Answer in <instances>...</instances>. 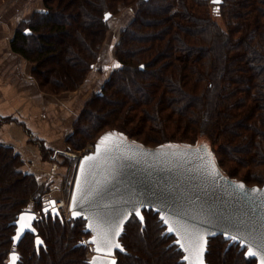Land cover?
Listing matches in <instances>:
<instances>
[{
    "label": "trees",
    "instance_id": "16d2710c",
    "mask_svg": "<svg viewBox=\"0 0 264 264\" xmlns=\"http://www.w3.org/2000/svg\"><path fill=\"white\" fill-rule=\"evenodd\" d=\"M53 1L44 0L49 8L37 11V16L29 20L28 26L16 30L11 47L35 63L32 74L40 87L48 81L50 86L44 89L58 93L63 89L76 88L75 84H65V80L79 83L85 77L81 70L86 73L93 65L94 60L90 61V58L103 46L106 36L104 16L113 10V4L117 1L127 5L133 0H87V5L81 3V7L78 2L77 11L73 9L70 14L72 17H62V2L58 0L56 7H53ZM138 2L137 16L123 30L117 44L119 71L114 73L118 78L115 75L111 78L112 81L117 79V82L103 87L92 100L93 108L98 111L105 108L103 102L97 99L107 96L108 90L111 94L121 93L124 100L132 104L133 99L142 94L145 102L149 101L152 105V113L141 109L147 118L152 114L151 119L159 126L161 121L164 124L171 115L175 117L179 114L182 118L173 122L181 126L178 127L180 131L183 128L185 137L189 136L186 140L153 138L156 143L152 145L166 141L203 140L210 143L223 168L217 147L241 152L243 158L237 160L243 166L264 162V0H223L220 4H212L211 12L206 14L199 9L207 7L212 0ZM105 6L107 9H103ZM83 14L94 16L96 21L95 24L89 22L88 29L80 19ZM98 21L102 23L101 26ZM146 27L150 29L147 42L139 45L143 38L141 30ZM67 49L71 52V58H78L81 69H75L77 73L73 71V64L63 60V52ZM48 55H55L60 81L44 69ZM118 82H121V86ZM124 82H129L133 87H122ZM113 128L130 136L135 135L128 133L124 127ZM220 130L227 136L224 141L219 136ZM166 133V130L163 131L164 135ZM188 133L190 135L187 136ZM135 138L139 139L138 136ZM1 150L6 151L9 158L0 167V264H10L6 259L14 250L20 253L17 264H31L30 260L34 264H89V247L80 244L83 238L76 239L81 235H90L85 231L86 220L83 217L61 220L43 213L44 184H38L34 174L17 170L20 159L9 153L10 147L1 144ZM5 179L6 184L2 185ZM244 181L249 183L251 180L247 178ZM31 203L42 214L35 226L43 243L36 248L35 235L28 232L15 246L14 220ZM144 214L146 225L148 217L153 221L157 217L161 232L151 234L142 241L139 239L138 246L134 248L131 219L134 218L136 223L132 224L137 225L140 233H144L147 226H143L133 214L120 237L125 251H117V264H186L182 260L184 252L173 243L175 235L164 233L166 226L158 213L144 210ZM215 239L220 242L219 248L224 243L217 263L210 257V245ZM165 241L170 246L165 245ZM27 247L29 249L24 255L23 249ZM132 250L136 252V259L129 262L127 259L132 256ZM246 250L239 242L229 244V240L221 234L209 237L206 263L257 264V258L247 255Z\"/></svg>",
    "mask_w": 264,
    "mask_h": 264
},
{
    "label": "water",
    "instance_id": "95a60500",
    "mask_svg": "<svg viewBox=\"0 0 264 264\" xmlns=\"http://www.w3.org/2000/svg\"><path fill=\"white\" fill-rule=\"evenodd\" d=\"M222 1L212 0L216 4ZM110 133L116 135L101 144L102 138ZM98 145L100 151L97 150ZM88 156H95L96 159L87 161L85 157ZM210 159H214L219 175L210 174ZM240 184L244 185V189L237 187ZM73 187L70 217L86 220L85 231L90 235L80 244L92 245L89 264L93 261L95 264H117L116 253L121 251L115 247L109 249L102 240L98 244L92 243L97 237L95 226L108 228L109 221L122 224L119 235L111 238L114 243L120 244L124 252L120 237L125 224L139 212V216L135 215L145 226L144 210H153L160 220L164 217L177 229V232L169 233V225L162 220L166 226L164 233L175 235L173 243L182 251L181 243L187 245L188 238L181 226L204 234L202 256L198 252L183 251L182 260L186 264H199L201 259L203 264H207L208 239L220 234L229 240V244L239 242L242 248L246 247L247 255L249 252L256 253L253 257L257 258V264H264V195L254 191L259 189L264 193V183L249 185L243 179L231 176L221 166L207 141H166L151 146L116 128L107 129L96 139L94 150L80 158ZM49 211L63 219L54 198L42 208L43 213ZM74 212L79 215H74ZM21 216H24L23 220ZM32 216L35 218L29 219ZM37 219V212L25 210L14 220L15 246L27 232L35 235L37 247L43 243L35 226ZM22 225L31 227L22 228ZM230 236L237 239L233 241ZM97 247L101 251H97ZM18 255L15 250L11 253L13 260ZM185 256L189 259L185 260Z\"/></svg>",
    "mask_w": 264,
    "mask_h": 264
},
{
    "label": "rangeland",
    "instance_id": "374dc122",
    "mask_svg": "<svg viewBox=\"0 0 264 264\" xmlns=\"http://www.w3.org/2000/svg\"><path fill=\"white\" fill-rule=\"evenodd\" d=\"M4 1L7 2L5 3ZM11 1L13 0H3V1L0 0V4L5 3L6 5ZM31 1H32V11L29 18H27V20L22 19L18 23L16 30L18 28L28 26L29 20L31 19L32 21L37 16L38 14L37 11L40 10L43 11L49 8V6L45 5L44 0H31ZM57 1L58 0L53 1L52 3L53 7H56ZM60 1L62 2L60 4V9L63 10L64 12L62 14V17H65L64 15H66V17L67 16L72 17V15H70L72 14L71 13L72 10L74 9L77 11L76 8L78 5L81 7L82 5L81 3H83L85 6L87 5V0L86 2L85 0H65V1L60 0ZM115 3L116 4H113L112 7L113 10L107 14L109 16L107 18H104L105 20L104 22L106 23V26H104L106 29L105 32L106 36H105V40L103 41V46L101 47V50H99L94 55V57L90 58V61L91 59L94 60V62L92 61L93 65H91V67L88 68V70L86 69L87 70L86 73L85 71L81 70V74L82 75L85 74V77L77 84H76V80L75 81L67 80L65 78L66 79L64 82L65 84L68 83L69 86L75 84L77 85L76 88L63 89L60 90V92L58 93H54L52 91L45 90L50 86L48 84L49 83L48 81L43 83V85L45 86L41 85L42 89L39 86V88L44 92V94L48 95L50 99L47 105L43 104V110H42L48 112V116L47 118L44 117L42 118L41 122H43V124L41 125V127L38 128V130L40 132L42 131L43 134H39V132H34L35 130H33V127L32 128H30V126L27 127L25 123H21V121L12 118V116H8V118H4L6 122L14 123V127L20 128V134H23L21 136L24 137L23 140L20 138L11 143L0 142V145L1 144L7 145V147H10L11 150L10 152L9 151L8 152L11 154L13 153L15 156L16 155L18 156V158L20 159V164L17 167L18 171L30 172L35 175L38 184H44L43 192L46 191V195H44L42 206L44 207L46 204L49 203V200L51 198H54L56 202L60 204V207L58 208L63 216V219L65 220L70 218V211H69L70 200L73 193V188H74L73 186H74V181L76 178V173L78 170V164L80 158L84 154H87L94 150V143L98 138V136L102 133V131L104 132L105 130L111 129L113 127H122V128L124 127L128 133L132 135L135 134L133 135L134 137L132 136L133 138L138 136L139 139L137 138L135 139L151 146H154L152 144L156 143L153 141V138L154 139L162 138L164 140H168L170 138L176 140H180V139L186 140L189 139L188 135H190L188 133L187 134L188 137H185L186 133L184 132L183 128L180 131L179 130L180 128L178 127L181 126H177L173 122L174 120L179 121V119L182 118L179 114H176L175 117L174 115H171L169 120H165L164 124L161 121L159 126L157 125L156 122H154L151 119L152 114L148 115L147 118L141 112V109H147L150 113H152V111L150 110L152 105H150L151 103L149 101L145 102L144 98L142 97V94H139V98L133 99V104H132L126 99L124 100L123 98L124 96L121 93L111 94L110 90H108L107 96H102L99 99H97L98 101L103 102V104L105 105L104 108L105 110L104 109H103L104 111L99 110L102 111L99 112L97 109L93 108L94 105L92 104V100L95 99L96 95L99 94V92L103 89V87H105V85H108V83L110 84L112 82L111 85H113L116 84L117 82V79L114 81L111 80L112 76L115 75L117 77V74H115L114 72L119 71L118 69L119 67H117V65H119V60L116 55L117 47H118L117 44L121 39L120 37L123 30H125V28H127V26L137 16L136 11L138 9V4H139L138 0H133L127 5L118 3L117 1ZM212 4L215 5L214 3L210 2V4H208L207 7L200 8L199 9L200 12L204 14L211 12L213 8V6H211ZM39 5L41 6V8H39ZM157 5L158 4L155 5V8L157 7ZM104 8L107 9L106 6L103 7V9ZM3 9H5L4 6ZM152 9L153 8L151 7L150 10ZM104 17H106V15ZM80 19H82L86 23V26H84L85 29L86 27L88 29L89 26H87V24H89V22L93 24H95L96 22L94 21L95 19L94 16L92 15L83 14ZM218 21L222 22L221 19H218ZM98 24L99 26H101L100 24L102 23L98 21ZM101 29L103 28L101 27ZM149 30L150 29H148L147 27L141 30L142 33L141 35L143 36V38L140 40L139 45L141 43L147 42V35ZM101 37H102V33H101ZM55 47L57 46H54V48ZM131 49L134 51V48ZM54 56L55 55L53 56L48 55L47 62L44 63L46 64V66L43 67L45 71L47 70L49 74L58 77L57 79L60 81L61 75L59 74V65L57 60L54 58ZM62 57L64 62L74 65V67L72 66V68L75 73H77L78 71L75 69H81L79 67V62H77L78 59L77 56L71 58V52H69L68 49L63 52ZM28 61L31 65L30 66L31 75L35 79V81H38L32 74V69L35 66V63L31 62L29 59ZM118 83L121 86V82ZM129 85H131L129 82L128 83L124 82L122 84V87L124 86L125 88H127ZM131 87H133V85H131ZM144 104L147 105L145 106ZM56 107L59 110L58 119L55 118ZM39 112L41 111L39 110ZM165 112L170 113L172 111L165 110ZM33 116L36 117V114H34ZM45 122L47 124V127L44 124ZM96 128H99L101 130L99 129L96 130ZM165 130L167 131L166 135L163 134V131L165 132ZM221 131L222 130H220L219 132V136L221 140L224 141L227 136L225 135V133L224 134L223 132L221 133ZM6 132L8 134L7 129ZM9 133L10 135H12L13 130L9 129ZM56 144L58 146H56ZM216 151L219 152L218 154L221 161L224 164V168L228 170L233 177H237L243 180L248 178L251 180L248 181L250 183V184L248 183L249 185H251L252 183H257L259 185L262 184V182L264 181V162H258L256 164H248L246 166L245 165L243 166L237 160V158L240 159L243 158L241 152L235 151L232 148L228 149L226 147L220 149L217 147ZM7 158H9L8 153L6 151L1 150L0 167H3L6 161H8ZM1 184L2 185L6 184V179L3 180ZM25 210H32L37 212L39 219L42 216L40 210H36L32 203L31 205H28L27 209ZM47 213L52 214L50 211ZM147 221H148L147 225L145 221V226L147 227L144 233H140L137 229V225L132 224V223H136L134 221V218H132L130 221L132 236L134 237L131 240L134 243L135 246L134 248L138 246L139 239L141 241L145 237L146 239H148L147 237L150 236L151 234L154 235L156 232H161L162 230L160 227V223L157 220V217L154 219V221L152 220V218L149 220L148 217ZM81 238H83V240H86L87 236L81 235V237H77L76 239H81ZM32 241H34V239ZM166 241L163 243L168 246L169 243H167ZM219 245L220 242L217 239L213 240L210 245V249H211L210 257L214 263H217L216 259L218 257V254L220 255L221 250L224 249L223 242L221 245L222 248L221 247L219 248ZM36 248L39 247L36 246ZM28 249H29L28 247L23 249L24 255L27 254ZM12 252L13 251L10 252L6 260L10 264H17L19 255L16 259L13 260L11 256ZM17 252L18 254H20L19 251ZM135 254L136 252L135 251L133 252L132 250V256L129 257L127 261L129 262L135 261L136 259ZM87 255L88 256L92 255L90 250H88ZM158 261H160L159 258ZM30 263L34 264L32 260H30ZM222 264L225 263L222 262Z\"/></svg>",
    "mask_w": 264,
    "mask_h": 264
},
{
    "label": "crops",
    "instance_id": "0c3cea01",
    "mask_svg": "<svg viewBox=\"0 0 264 264\" xmlns=\"http://www.w3.org/2000/svg\"><path fill=\"white\" fill-rule=\"evenodd\" d=\"M5 3L0 4V142L11 143L20 138L23 140L24 136H21L20 128L14 127V123L6 122L4 118L12 116L27 127H33L34 132L43 134L38 128L43 124L42 118L48 116V112L42 110L43 104L47 105L50 99L32 77L29 61L11 47L18 23L22 19L27 20L31 14L32 1L13 0ZM55 118H59L57 107ZM44 124L47 127L46 122ZM9 129L13 130L12 135Z\"/></svg>",
    "mask_w": 264,
    "mask_h": 264
},
{
    "label": "snow or ice",
    "instance_id": "6c2138e0",
    "mask_svg": "<svg viewBox=\"0 0 264 264\" xmlns=\"http://www.w3.org/2000/svg\"><path fill=\"white\" fill-rule=\"evenodd\" d=\"M117 67H119V65H117ZM114 135L116 134H108L106 135L104 138H102L101 140V144H104L106 141H108L110 138H112ZM97 150L100 151L99 145L97 146ZM106 151H109V149H105ZM96 159L95 156H88L85 157V160L87 161H92ZM209 167L211 169L210 174L213 176L219 175L217 169H216V165L214 162V159H210L209 160ZM240 189H244V185L240 184L237 186ZM257 193H260L261 195H264V193H261V190L257 189L254 190ZM53 204L55 203L54 201L52 202ZM45 211H48L47 209H45ZM137 216H139V212L135 213ZM74 215H79L78 212H74ZM35 217H29V219H34ZM21 220L24 219V216H21L20 218ZM140 219L142 220L143 217H140ZM162 220H164V223L168 226L167 231L169 233H175L177 232V229L174 228L173 226H171L169 224V221L167 219H164V217H161ZM23 227H28L30 228V225H22ZM89 228H93V225H89ZM182 230L186 233V236L188 238V243L187 245H185L184 243H181V248L183 249V251L185 252H192L193 254H196L197 252L202 256L203 253V245L205 243V238H204V234L198 233L196 231H190L187 228H184L183 226H181ZM95 230L97 232V237H94L93 240L91 241L92 243H99L101 240L103 241L104 244H106L109 249L111 247H115V248H120L121 251H123V249L121 248L119 243H114L113 239L111 238L113 235H119V232L122 231V224H115L111 221L108 222V228H103L101 225H97L95 226ZM214 234V233H213ZM99 238V239H98ZM17 239H19V237H17ZM229 239L235 241L237 239L236 236H230ZM178 243H180V241H177ZM97 251H101V248L97 247L96 249ZM248 255L250 256H255L256 253L254 252H249ZM15 259V258H14ZM185 260H188L189 257L185 256L184 257ZM92 264H95V261L92 262ZM113 264H115V262H113ZM191 264V262H190ZM199 264H203L202 259L200 260Z\"/></svg>",
    "mask_w": 264,
    "mask_h": 264
},
{
    "label": "flooded vegetation",
    "instance_id": "af4514ba",
    "mask_svg": "<svg viewBox=\"0 0 264 264\" xmlns=\"http://www.w3.org/2000/svg\"><path fill=\"white\" fill-rule=\"evenodd\" d=\"M56 205H57V202H56ZM57 207H58V206H57ZM57 217H58V216H57ZM62 217H63V216H62ZM70 218H71V217H70ZM60 219H61V218H60ZM37 220H38V219H37ZM37 220H36V221H37ZM27 233H28V232H27ZM29 233H30V232H29ZM25 235H26V234H25ZM25 235H24V236H25ZM24 236H23V237H24ZM88 237H89V236H88ZM88 237H87V238H88ZM87 238H86V239H87ZM88 246H89V250H90L91 253H92V250H91V247H90V246H92V245H89V244H88Z\"/></svg>",
    "mask_w": 264,
    "mask_h": 264
},
{
    "label": "built area",
    "instance_id": "2783aa9c",
    "mask_svg": "<svg viewBox=\"0 0 264 264\" xmlns=\"http://www.w3.org/2000/svg\"><path fill=\"white\" fill-rule=\"evenodd\" d=\"M57 206L60 207V204L57 203Z\"/></svg>",
    "mask_w": 264,
    "mask_h": 264
},
{
    "label": "bare ground",
    "instance_id": "6f19581e",
    "mask_svg": "<svg viewBox=\"0 0 264 264\" xmlns=\"http://www.w3.org/2000/svg\"><path fill=\"white\" fill-rule=\"evenodd\" d=\"M82 157V156H81ZM79 164H80V161H79ZM79 164H78V166H79Z\"/></svg>",
    "mask_w": 264,
    "mask_h": 264
}]
</instances>
